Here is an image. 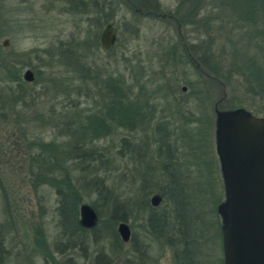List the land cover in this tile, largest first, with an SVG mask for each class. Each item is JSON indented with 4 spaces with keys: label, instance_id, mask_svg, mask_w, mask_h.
<instances>
[{
    "label": "rangeland",
    "instance_id": "rangeland-1",
    "mask_svg": "<svg viewBox=\"0 0 264 264\" xmlns=\"http://www.w3.org/2000/svg\"><path fill=\"white\" fill-rule=\"evenodd\" d=\"M82 1L0 0V229L7 264H53L50 255L58 264H178L177 254H183L181 264L193 258V264H224L217 211L226 192L216 109L263 111L264 13L246 19L234 0H148L154 5L150 12L138 0ZM109 24L116 29V45L94 53L95 33L101 37ZM71 49L85 56L92 73L138 80L135 101L149 103L159 120L136 132L118 129L97 142L93 155L102 162L89 168L69 144L76 143V119L97 111L105 93L89 80L87 97L75 90L70 95L71 80L62 79L84 72L65 59ZM13 66L20 83L6 74ZM27 71L34 74L32 82L25 81ZM57 78L59 88L53 82ZM79 82L70 84L76 88ZM185 116L201 122L184 123ZM160 121L169 122L174 134L166 143L177 147L166 159L156 155L160 137L154 128ZM205 126L210 131L201 150L199 141L182 136L190 132L196 139V129ZM50 144L56 150L46 153ZM57 151L75 187L90 169L105 181V197L100 196L102 185L95 193H81L83 204L102 206L96 230L83 242L63 234L60 191L47 183L51 176L45 182L37 179ZM155 195L162 198L159 207L151 205ZM115 207L120 215L116 228L127 223L132 234L125 245L119 237L116 250L105 231ZM160 218L162 232L152 226ZM195 226L202 236L194 239ZM192 244L195 248L185 253Z\"/></svg>",
    "mask_w": 264,
    "mask_h": 264
},
{
    "label": "trees",
    "instance_id": "trees-1",
    "mask_svg": "<svg viewBox=\"0 0 264 264\" xmlns=\"http://www.w3.org/2000/svg\"><path fill=\"white\" fill-rule=\"evenodd\" d=\"M84 1V0H83ZM82 1V2H83ZM198 1V0H197ZM237 2V4H241V12H243L244 17L246 19L254 20L257 18L259 12L264 13V0H234ZM140 3L141 8L145 12H150L151 10H154V5L149 4L148 0H138ZM110 21L107 20L106 23H109ZM100 34L99 32L95 33L91 47L93 49L94 53H98L101 48V42H100ZM106 51V50H105ZM65 59L69 62L76 61V67L83 68V73H78L77 75L74 74V76L67 77L66 79L62 80H71L69 81V91L70 95L75 90L77 96H82L84 92V96L87 97L89 90L86 89V84L89 83V80H94L98 84H96V87L100 90V92L105 93L102 100V105L98 107L97 111H94L88 116H82L77 118L75 124L77 125V128L75 129V137H76V143L75 144H69L70 145V151L77 156L79 161L82 164H86L84 167H91L94 163L101 161V158L95 159V156L93 154H96L97 149H95V145L97 142H100L102 140H106L110 136L114 134L118 129H125L128 132H136L137 129H144L147 127L148 124L159 121L156 119V109L149 107L150 104L146 101L143 102V104L138 103L135 101L134 98V90L138 88L139 82L138 80H135L134 83L128 82V79L126 76L123 75H114L112 73H109L108 76L102 77V74L99 72H91V69L85 65V56L81 54H73V50L65 52L64 55ZM208 60L209 57H206ZM190 63L194 66H197L196 62L193 60H190ZM6 67V66H5ZM72 69V68H71ZM6 70V69H5ZM74 71H76L74 69ZM6 72V71H5ZM70 72V71H69ZM77 72V71H76ZM73 73V70L72 72ZM7 76L13 79V82L20 83L21 77L20 73H18L17 69H9L7 70ZM218 74V73H217ZM217 76V75H216ZM220 77V75H219ZM58 79V80H57ZM54 79L53 82H55V87L59 88L60 78ZM61 80V81H62ZM74 80H79L80 85L78 87H72L70 83H74ZM142 90H144V85L140 86ZM72 89V90H71ZM264 104V103H263ZM250 111H253L252 113L257 116L263 115L264 117V109L263 111H255L251 106H245ZM256 113V114H255ZM185 120H182L184 123L189 122L193 123L196 121L201 122V119H191L187 116L184 117ZM164 119H168V117L164 116ZM163 120V119H162ZM194 120V121H193ZM168 123V124H167ZM164 123L162 121L157 122L156 127L154 128L155 131L158 132L159 135V141L157 143V153L158 158L164 157L167 158L171 156L172 154L175 155L177 147L172 145L171 143H166L165 139L168 137H173L174 134L170 132L168 129L169 122ZM200 127V126H199ZM197 128V127H196ZM198 134V139H195V135L191 134L190 132H187V134H182L183 137H187V140L190 142H197L199 141V149L201 150V143H204L207 141V138L209 137L208 132L210 131V127L205 126L203 128H197L196 129ZM192 131H195L194 129ZM132 138V137H131ZM169 139V138H168ZM131 144V141L129 142V145ZM91 147L90 149H87L88 147ZM149 146V143L147 147ZM87 147V148H86ZM52 145H47L44 147L46 150V153H49V151L56 150L51 149ZM133 148V147H132ZM136 148V146H135ZM48 149V150H47ZM130 153L134 152L132 149H130ZM105 157L104 153H102ZM45 158L44 155H39L38 159L41 161V159ZM49 161L44 162L47 164L43 168V172L40 174V176L37 177V179H43V182L45 180H48L51 176V179L47 181V183H51L53 186H58L60 191V197H59V215L62 222V229H64V236L71 240L76 238L77 241H84V237H86L87 234L95 231L96 229H87L85 228L81 223V212L80 208L83 205V197L81 193H95L99 190V188L102 185V189L100 191V196L105 197L108 193L105 191L104 185L105 181L104 179H101L99 176L95 175L92 170L90 169L87 175L84 177L83 183L76 186L72 184L71 174L67 169L61 167L62 161L59 159L58 151L55 153V155L52 158H48ZM47 159V160H48ZM110 160V159H109ZM168 160V159H167ZM111 161H108L110 163ZM166 167V166H165ZM66 171L65 176L59 175L56 173V171ZM51 171L52 174L47 173ZM148 171V170H147ZM152 173H155V171H151ZM146 173V172H145ZM147 175V174H146ZM148 176H150L148 174ZM153 176V175H152ZM146 177V176H145ZM112 192V191H111ZM151 195L152 193H148ZM148 204V201H146ZM179 207L180 202H176ZM100 203H94L91 207L96 212L97 216H101V207ZM119 211L117 208H114V213L112 220L106 224V234L108 236H112L111 238L114 241L113 249H119V245L121 242H119V233H118V220L119 218ZM192 218V217H191ZM193 219V218H192ZM189 221L188 225H192L193 220ZM163 219H157L153 224L154 229H158L159 232H162L164 230V224ZM162 226V227H161ZM197 226V225H196ZM194 228H192V231L190 235L192 238L195 239V236L198 235L200 238L202 235L200 234V231ZM161 227V228H160ZM194 227V226H193ZM196 231L198 234H196ZM2 230L0 229V264H7V253H6V246H5V238H2ZM194 235V236H193ZM220 237V236H219ZM221 238V237H220ZM194 243V241L192 240ZM77 244V243H76ZM79 244V243H78ZM192 244L190 247L188 246V249H186L185 253L189 252L191 249L195 248ZM63 246V245H60ZM75 246V245H74ZM193 246V247H192ZM75 248V247H74ZM190 248V249H189ZM62 249V248H61ZM184 253V254H185ZM51 254V253H50ZM47 257V256H46ZM49 259L52 261L53 264H58L56 261L52 258V256H49Z\"/></svg>",
    "mask_w": 264,
    "mask_h": 264
},
{
    "label": "water",
    "instance_id": "water-1",
    "mask_svg": "<svg viewBox=\"0 0 264 264\" xmlns=\"http://www.w3.org/2000/svg\"><path fill=\"white\" fill-rule=\"evenodd\" d=\"M117 39L115 27L109 24L102 31L101 46L110 51ZM33 79L32 71H27L25 81ZM216 113L217 151L226 192V201L218 208L223 217L225 264H264V117L245 108L216 109ZM161 202L159 195L151 199L153 207ZM80 212L85 228L97 226L98 216L90 205L83 204ZM118 233L124 242L131 238L127 223H120Z\"/></svg>",
    "mask_w": 264,
    "mask_h": 264
},
{
    "label": "flooded vegetation",
    "instance_id": "flooded-vegetation-1",
    "mask_svg": "<svg viewBox=\"0 0 264 264\" xmlns=\"http://www.w3.org/2000/svg\"><path fill=\"white\" fill-rule=\"evenodd\" d=\"M218 212V215H219V218H220V222H221V224H220V226H218V228H219V236L221 237V241H222V244H223V236H222V225H223V217H222V215L219 213V211H217ZM151 236V235H150ZM150 236H148V238H150ZM120 239H121V237H120ZM121 241H122V244L123 245H125V244H129L131 241H132V234H131V238H130V240L128 241V242H124L122 239H121ZM146 241H148V239L146 240ZM171 244V243H170ZM140 246V245H139ZM147 246H150V243H148V245ZM223 254H224V248H223ZM183 254H181V255H178L177 254V259H178V264H181L182 262H183V256H182ZM180 256H182V258H180ZM194 258H193V261H191L190 263L191 264H193L194 263ZM185 263V262H184ZM146 264V263H145ZM224 264H225V258H224Z\"/></svg>",
    "mask_w": 264,
    "mask_h": 264
}]
</instances>
